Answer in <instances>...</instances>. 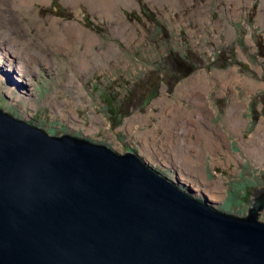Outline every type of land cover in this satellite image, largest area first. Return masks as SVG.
Here are the masks:
<instances>
[{
	"label": "rangeland",
	"instance_id": "374dc122",
	"mask_svg": "<svg viewBox=\"0 0 264 264\" xmlns=\"http://www.w3.org/2000/svg\"><path fill=\"white\" fill-rule=\"evenodd\" d=\"M114 1L112 16L86 2H36L29 12L0 5L5 28L46 60L21 76L27 95L0 91V106L51 135L136 150L199 197L220 183L213 206L246 216L253 192L264 187V161L250 152V136L264 138V0ZM51 18L97 37L84 69L77 61L84 40L74 50L44 47L37 29ZM190 64L196 69L183 77ZM233 108L242 120L237 132L227 119ZM191 141L201 160L195 167L183 157ZM258 218L264 221V210Z\"/></svg>",
	"mask_w": 264,
	"mask_h": 264
},
{
	"label": "water",
	"instance_id": "95a60500",
	"mask_svg": "<svg viewBox=\"0 0 264 264\" xmlns=\"http://www.w3.org/2000/svg\"><path fill=\"white\" fill-rule=\"evenodd\" d=\"M182 185L0 110V264H264V187L239 216Z\"/></svg>",
	"mask_w": 264,
	"mask_h": 264
},
{
	"label": "bare ground",
	"instance_id": "6f19581e",
	"mask_svg": "<svg viewBox=\"0 0 264 264\" xmlns=\"http://www.w3.org/2000/svg\"><path fill=\"white\" fill-rule=\"evenodd\" d=\"M36 2L47 3L49 0H0V5L7 6L9 4H13V6L20 11L29 12ZM65 2L73 5H77L80 2H86L94 10L102 9L104 10L103 12L109 16L113 15L115 9L114 0H65ZM58 25L63 28H58ZM37 33L43 40L42 43L45 48L57 46L62 49L70 48L71 50H74L76 44L84 40L86 47L84 48V51L80 52L77 59V61H79L81 56V60L79 62L81 69L86 67L87 57L90 55L88 47H93V45L97 42V37L94 34L85 33V31L80 29L76 23L64 22L62 24L57 18H51L48 25L39 26ZM17 34L16 29H6L0 18V91L6 92L7 94L19 91L21 93L20 97H24L27 95V92H25L26 90L23 85L24 81L21 76L24 75L26 78L31 77V75H34L35 70L38 68V64L40 63L41 65L42 63H46V60L44 58V53L40 55L37 53V49H33L35 46L34 43L26 40H20L17 38ZM198 105L205 107L204 101L197 102L196 106ZM193 111L196 112L197 109L195 108ZM200 115L201 114H198L196 116ZM200 118L201 117L198 118V121ZM227 119L229 121L230 128L233 131L237 132L240 130L242 120L240 118L239 111L236 108L231 109L227 115ZM190 120L197 121L194 118H191ZM208 133L209 132L203 128H200V133L197 132L199 136L202 134L204 138L211 141L213 137L210 134L208 135ZM250 137L254 145L252 146L250 152L252 154H257L261 160L264 161V138L260 140L261 137L257 135H251ZM259 141L261 142V145L259 144ZM210 145L213 146V144ZM192 146H194V143L191 141L187 145L188 150L184 152L183 157L188 163H191V166L195 167V165H198L201 160L197 158V156H193L190 153V149L193 148ZM148 159L149 162L152 163V157L149 156ZM220 190V183H216L212 189L208 190V195H210L208 198L210 200L208 198L207 199L209 201L215 200L217 198L216 193Z\"/></svg>",
	"mask_w": 264,
	"mask_h": 264
},
{
	"label": "trees",
	"instance_id": "16d2710c",
	"mask_svg": "<svg viewBox=\"0 0 264 264\" xmlns=\"http://www.w3.org/2000/svg\"><path fill=\"white\" fill-rule=\"evenodd\" d=\"M186 59H189L188 57H185ZM181 61H183L184 62V60H181ZM179 63V62H178ZM180 64V66L181 67H183L182 66V64L181 63H179ZM177 65V64H176ZM179 66V65H178ZM181 67H178V68H181ZM185 67H186V71H184V73H183V77H187L188 75H190L191 73H193V71L196 69V68H194V66L192 65V64H190V66L188 67L187 65H185ZM0 110H4V108L3 107H1L0 106ZM5 111V110H4ZM7 113L8 114H11L13 117H15V118H18L17 116H15L14 114H12L11 112H9V111H7ZM32 124V123H31ZM33 126H37L36 124H33ZM41 129H43V128H41ZM44 130V129H43ZM47 132V131H46Z\"/></svg>",
	"mask_w": 264,
	"mask_h": 264
},
{
	"label": "clouds",
	"instance_id": "9594fccd",
	"mask_svg": "<svg viewBox=\"0 0 264 264\" xmlns=\"http://www.w3.org/2000/svg\"><path fill=\"white\" fill-rule=\"evenodd\" d=\"M18 120H21V119H19V118H17ZM24 121V120H23ZM29 124H31V123H29ZM31 125H33V124H31ZM35 127H38V126H35ZM39 128H41V127H39ZM46 131V130H45ZM48 133V132H47ZM53 136H55V135H53ZM61 136V135H60ZM73 136H75V135H73ZM76 137H78V136H76ZM81 138V137H80ZM132 151V150H131ZM134 152L135 153H137L138 154V152L136 151V150H134ZM159 170V169H158ZM160 171V170H159ZM161 172V171H160ZM164 174V173H163ZM220 210V209H219ZM222 211V210H221Z\"/></svg>",
	"mask_w": 264,
	"mask_h": 264
},
{
	"label": "crops",
	"instance_id": "0c3cea01",
	"mask_svg": "<svg viewBox=\"0 0 264 264\" xmlns=\"http://www.w3.org/2000/svg\"><path fill=\"white\" fill-rule=\"evenodd\" d=\"M136 145H137V148H139V149H140V147H139V144H138V143H136Z\"/></svg>",
	"mask_w": 264,
	"mask_h": 264
}]
</instances>
